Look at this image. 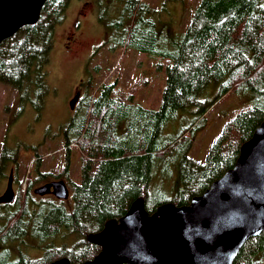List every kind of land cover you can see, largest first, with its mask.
Here are the masks:
<instances>
[{"label": "trees", "instance_id": "obj_1", "mask_svg": "<svg viewBox=\"0 0 264 264\" xmlns=\"http://www.w3.org/2000/svg\"><path fill=\"white\" fill-rule=\"evenodd\" d=\"M70 2L47 0L37 24L23 27L0 46V83L16 90L22 103L29 92L36 94L40 111L49 92L56 27L65 20ZM100 20L107 28L104 45L110 52L132 49L169 60L161 105L143 107L117 80L104 84L97 96L81 100L64 126L68 154L77 147L81 155L80 182L67 184L74 203L34 194L36 183L55 177L43 173L42 162L36 161L37 176L19 182L18 200L0 205V264L93 261L101 248L90 237L126 216L139 199L145 200L150 215L168 203L188 206L235 167L243 145L264 123V0H201L185 32L175 38L168 37V26H162L158 11L144 0L112 2ZM94 72L105 74L96 66ZM214 83L220 84L216 99L203 101ZM231 93L249 98L253 106L226 124L205 163L192 160L191 138L203 128L214 104ZM193 106L198 110L192 121L172 132L174 121L180 114V121L192 115ZM5 155L0 158V178ZM174 170L181 185L168 192L166 183ZM69 171L59 178L66 181ZM29 237L37 244L29 245ZM69 237L76 240L71 247L56 244ZM28 248L45 256L30 260ZM18 252V259L12 260ZM234 264H264V232L244 245Z\"/></svg>", "mask_w": 264, "mask_h": 264}, {"label": "rangeland", "instance_id": "obj_2", "mask_svg": "<svg viewBox=\"0 0 264 264\" xmlns=\"http://www.w3.org/2000/svg\"><path fill=\"white\" fill-rule=\"evenodd\" d=\"M116 1L118 0H71L65 20L56 27L54 48L48 69L49 92L43 99L41 98L44 101L41 111L38 109L41 100L36 94L29 92L27 100L22 103L20 94L16 90L0 83V158L6 151L5 157L2 158L6 169L3 171L4 176L0 178V197L7 188L12 172L13 187L18 195L19 182L23 181L24 184L29 178L34 179L37 176L36 161L42 162L40 168L43 173L55 175L50 182L61 181L56 179H59L67 168L70 169L66 178L67 184L80 182V151L77 147H73L69 155L64 136V126L68 125L74 116L70 102L74 99L76 90L83 93L81 101L87 95L97 96L104 84L117 80L123 85L126 94H133L136 102L143 107L149 106L155 109L160 107L166 86V69L169 60L134 52L132 49L117 52L116 55L109 51L108 45H104L109 35L100 18L105 14L106 8ZM144 2L158 11L162 26L164 28L168 26L166 28L168 37L175 38L185 32L201 0H144ZM75 30L78 34V44L69 50L67 38ZM95 66L100 67L105 74L96 75L98 73L94 72ZM90 76L92 79H89ZM82 80H86L87 83H82ZM219 90L220 84H211L209 99L205 100L203 97L201 99L212 101L216 99ZM252 106L253 103L249 98L233 93L218 100L205 115L203 128L196 131L191 138V150L188 156L194 161L205 163L207 154L226 124L238 112ZM192 108L193 114L184 117L181 121L182 111L178 113L180 114L178 119L170 127L172 132L178 131L182 125L192 121L194 112L198 110L197 107ZM35 148L37 151L34 150ZM30 171H33V176ZM177 176L179 177V174L174 170L172 180L166 183L168 192L175 186L181 185ZM160 179L158 175L156 181L159 182ZM44 183L38 182L34 188L37 189ZM24 188L25 186L22 190ZM70 200L73 202L72 198L68 201ZM37 242L31 237L27 239L29 245H35ZM75 242V238L69 237L58 239L56 244L64 243L71 247ZM26 248L27 246H22L23 250ZM23 250L20 252L25 255ZM3 251L4 248L0 245V252ZM26 254L30 260H38L45 256V252L32 248H28ZM18 256L19 252L12 257V260L16 261Z\"/></svg>", "mask_w": 264, "mask_h": 264}, {"label": "water", "instance_id": "obj_3", "mask_svg": "<svg viewBox=\"0 0 264 264\" xmlns=\"http://www.w3.org/2000/svg\"><path fill=\"white\" fill-rule=\"evenodd\" d=\"M47 0H0V46L23 27L39 22ZM80 100L77 95L71 110ZM11 173L0 205H13L17 194ZM67 202L63 180L34 190ZM264 232V123L241 149L233 169L188 206L162 205L150 215L144 199L133 203L118 222L90 237L101 248L86 264H234L252 238ZM54 264H71L62 260Z\"/></svg>", "mask_w": 264, "mask_h": 264}, {"label": "flooded vegetation", "instance_id": "obj_4", "mask_svg": "<svg viewBox=\"0 0 264 264\" xmlns=\"http://www.w3.org/2000/svg\"><path fill=\"white\" fill-rule=\"evenodd\" d=\"M67 40H68V49L69 50H70L71 47H75L78 44V34H77L76 30L70 33V35L68 36ZM89 79H92V76H90ZM81 82L82 83H86L87 81L86 80H82ZM82 94H83L82 91L76 90L75 93H74V95H75L74 98L77 95H80V99H81L83 97ZM56 180H61V179L60 178L59 179L57 178ZM44 184H46V183H44ZM47 196H53V195L50 194V195H47Z\"/></svg>", "mask_w": 264, "mask_h": 264}]
</instances>
